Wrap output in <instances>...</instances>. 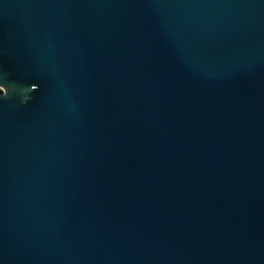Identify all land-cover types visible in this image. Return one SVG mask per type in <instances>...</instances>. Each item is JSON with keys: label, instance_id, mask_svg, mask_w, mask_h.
Here are the masks:
<instances>
[{"label": "water", "instance_id": "95a60500", "mask_svg": "<svg viewBox=\"0 0 264 264\" xmlns=\"http://www.w3.org/2000/svg\"><path fill=\"white\" fill-rule=\"evenodd\" d=\"M0 264H264V0H0Z\"/></svg>", "mask_w": 264, "mask_h": 264}]
</instances>
